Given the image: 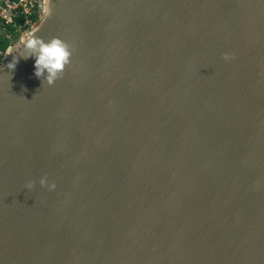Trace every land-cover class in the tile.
<instances>
[{"label":"water","instance_id":"1","mask_svg":"<svg viewBox=\"0 0 264 264\" xmlns=\"http://www.w3.org/2000/svg\"><path fill=\"white\" fill-rule=\"evenodd\" d=\"M0 264H264V0H46L0 64Z\"/></svg>","mask_w":264,"mask_h":264},{"label":"clouds","instance_id":"2","mask_svg":"<svg viewBox=\"0 0 264 264\" xmlns=\"http://www.w3.org/2000/svg\"><path fill=\"white\" fill-rule=\"evenodd\" d=\"M24 51L25 54L20 57L24 59L34 57V75L37 78H43L42 81L48 85H52L71 62V47L66 41L58 37L45 40L34 33H30L25 38ZM9 52H11V49ZM222 58L226 61L234 59V54L224 52ZM17 59L18 57L15 63L10 65V69L15 67ZM39 184L41 187H47L49 191H54L57 187L55 181L50 182L46 175L40 177ZM33 186L34 182L31 180L25 184L26 189H31Z\"/></svg>","mask_w":264,"mask_h":264},{"label":"built area","instance_id":"3","mask_svg":"<svg viewBox=\"0 0 264 264\" xmlns=\"http://www.w3.org/2000/svg\"><path fill=\"white\" fill-rule=\"evenodd\" d=\"M46 0H4L0 3V26L6 31L13 26L14 32L23 33L42 16ZM9 36V35H8Z\"/></svg>","mask_w":264,"mask_h":264},{"label":"trees","instance_id":"4","mask_svg":"<svg viewBox=\"0 0 264 264\" xmlns=\"http://www.w3.org/2000/svg\"><path fill=\"white\" fill-rule=\"evenodd\" d=\"M39 16H35L34 20L38 21ZM9 35V36H8ZM20 34L14 32L13 26L9 27L4 33L0 34V64L2 63L6 49L19 38Z\"/></svg>","mask_w":264,"mask_h":264},{"label":"rangeland","instance_id":"5","mask_svg":"<svg viewBox=\"0 0 264 264\" xmlns=\"http://www.w3.org/2000/svg\"><path fill=\"white\" fill-rule=\"evenodd\" d=\"M2 1H4V0H0V3H1ZM4 32H5V30L0 26V34H1V33H4ZM23 33H24V32H23ZM23 33H19V34H20L19 38H18L17 40H15L14 42H18V41L21 39V36H22Z\"/></svg>","mask_w":264,"mask_h":264}]
</instances>
